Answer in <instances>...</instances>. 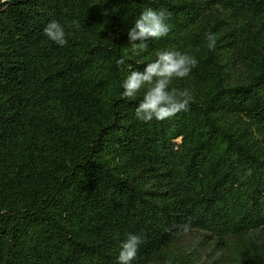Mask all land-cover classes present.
Returning <instances> with one entry per match:
<instances>
[{
	"label": "trees",
	"instance_id": "16d2710c",
	"mask_svg": "<svg viewBox=\"0 0 264 264\" xmlns=\"http://www.w3.org/2000/svg\"><path fill=\"white\" fill-rule=\"evenodd\" d=\"M146 8L170 30L133 54ZM160 50L191 101L144 122L120 85ZM130 233L131 264H264V0H0V264H117Z\"/></svg>",
	"mask_w": 264,
	"mask_h": 264
},
{
	"label": "clouds",
	"instance_id": "9594fccd",
	"mask_svg": "<svg viewBox=\"0 0 264 264\" xmlns=\"http://www.w3.org/2000/svg\"><path fill=\"white\" fill-rule=\"evenodd\" d=\"M170 13L165 9L155 10L146 8L135 19L128 29V39L133 54L143 52L147 48L145 43L149 39H158L169 32ZM75 23V22H74ZM79 27V25H76ZM44 35L53 43L64 46L67 44L64 27L58 21H50L43 29ZM209 49L215 46V35L206 34ZM107 40H105V43ZM198 61L191 55L181 51L160 50L156 52V59L145 65L143 71L130 70L120 87L121 97L135 99L142 92L135 109L138 120L149 122L152 119L165 120L177 112L186 111L191 101V95L186 89L170 88L174 79H183L197 66ZM118 66H124L125 61L120 58ZM180 227H186L181 225ZM142 238L136 234H128L120 245L117 264H131L136 258Z\"/></svg>",
	"mask_w": 264,
	"mask_h": 264
},
{
	"label": "rangeland",
	"instance_id": "374dc122",
	"mask_svg": "<svg viewBox=\"0 0 264 264\" xmlns=\"http://www.w3.org/2000/svg\"><path fill=\"white\" fill-rule=\"evenodd\" d=\"M198 243V238L196 235H190L184 239L182 248L186 249V251H189L191 248L196 247ZM208 252V251H206ZM208 255L204 254L202 259L207 264L210 260L208 259Z\"/></svg>",
	"mask_w": 264,
	"mask_h": 264
}]
</instances>
